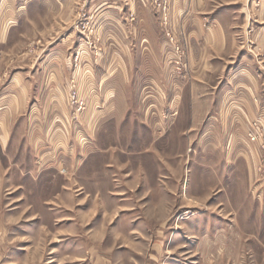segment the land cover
I'll use <instances>...</instances> for the list:
<instances>
[{
  "label": "rangeland",
  "instance_id": "rangeland-1",
  "mask_svg": "<svg viewBox=\"0 0 264 264\" xmlns=\"http://www.w3.org/2000/svg\"><path fill=\"white\" fill-rule=\"evenodd\" d=\"M179 1L0 0V34L14 26L13 53H40L47 41L60 42L66 53L65 107H49L51 119L58 113L66 123L64 164L45 178L61 176L57 181L73 196L68 165L75 149L91 142L99 151L88 162L95 181L86 189L98 203L91 228L66 237L59 253V241L42 222L24 225L29 214L17 222L24 235H10L15 206L0 200V228L18 246L17 253L3 254L2 264H264V115L241 125L237 109L222 110L221 118V110L201 107L219 71L193 62L178 27L184 18L173 15ZM194 1L205 9L197 14L205 28L225 17L223 9L231 11L236 45L259 59L254 33L264 21V0ZM150 32L151 43L140 42ZM193 86L207 91L198 101L187 97ZM25 129L21 120L16 130ZM18 144L21 160H31L24 139ZM40 187L36 199L49 191ZM51 206H44L46 213Z\"/></svg>",
  "mask_w": 264,
  "mask_h": 264
},
{
  "label": "crops",
  "instance_id": "crops-1",
  "mask_svg": "<svg viewBox=\"0 0 264 264\" xmlns=\"http://www.w3.org/2000/svg\"><path fill=\"white\" fill-rule=\"evenodd\" d=\"M193 5H197L194 0H191L190 4L189 0H181L173 3L172 9L173 15L180 20L184 18L183 23H179L178 27L181 24L179 28L185 32L189 40L193 62L202 60L204 67L207 65L209 69L218 67L217 87L213 88V91L212 89L208 91L209 95L204 99L205 102L201 107L221 110V118H224L222 110L237 109L239 113L234 119L241 125H245L257 116H263L264 21H259L254 33L257 46L260 48L257 60L248 52L242 51L232 38V30L238 22L233 20L231 11L223 9L225 17L215 26L205 28L197 15L199 11L205 9H198ZM186 11L188 14H185ZM261 11H264L263 7ZM262 12L259 13L260 18ZM12 27L6 26L0 34V200L4 204L15 206L9 210L15 223L10 235L15 237L18 234L21 237L24 235L23 229L17 227V222L21 217L26 219L29 214L30 221L24 222L26 227H37V224L34 226L31 223L37 219L42 222L43 230L51 233L60 244L62 241L65 242L66 237L78 236L83 228L90 229L92 226L91 222L97 214L98 203L95 198L91 199L90 191L86 189H89V185L93 186L95 181V168L88 162L99 151L90 149L91 142H87L84 147L79 145L80 148L75 149L68 165V170L75 175L72 188L76 189V192L73 196L66 192L69 186L67 187L64 180L57 181L61 176L57 175L58 177L51 181L45 178L51 172H60L64 164V159L60 157H64L65 152L66 123L63 120L62 124L58 113H54L51 119L49 107L50 104L53 109L64 110L65 107L61 85L66 80L68 70L66 53L60 42L50 45L49 41L45 45L46 49L43 48L40 53L34 50L21 55L13 53L14 51L9 48L13 42L10 38V34L13 33ZM152 33L151 35L146 33L140 42L144 40L146 44H150L152 37L155 38ZM6 54H10V58ZM123 57L126 59V54ZM197 72H195L196 76H198ZM203 72L202 74L205 75V70ZM90 78L89 87L93 94L97 95L100 91L99 87L91 75ZM50 86L54 87L52 92ZM187 91V97L194 95L197 97L192 98V101H198V95L203 96L207 93L206 90L200 92L194 86ZM93 98L89 102H92ZM96 100L95 104L98 105ZM103 101H106L105 97ZM191 107L195 108L199 105L192 104ZM56 117L59 118V122L56 121L58 119ZM21 120H24L26 129L19 134L16 126L18 127ZM96 123L94 119L93 123L91 122L92 127ZM194 123V120L189 121V124ZM54 125H58V128L55 127L56 130L53 128ZM23 139L25 147L31 151V160L26 159V156L21 160L18 142ZM89 141H92L91 137ZM36 187L49 191L40 199H36L34 197ZM82 189L88 192L90 197L81 196ZM46 204L54 205L50 207L53 212L46 213L44 208ZM20 205L25 206V212L22 208H18ZM38 205L41 206L40 210ZM53 216H56L57 221ZM0 235L2 236L0 244L4 242L5 248V250L0 248V264H2L6 261L3 254L17 253L18 246L14 240L10 242L6 240L5 229L0 228ZM58 248L59 253L60 251L65 253V244L61 243ZM28 253H32V250Z\"/></svg>",
  "mask_w": 264,
  "mask_h": 264
}]
</instances>
